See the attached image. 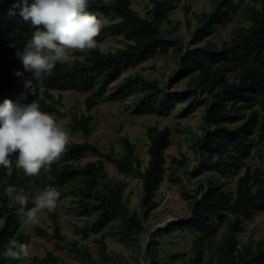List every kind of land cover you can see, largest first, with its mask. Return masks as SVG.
Instances as JSON below:
<instances>
[{
	"label": "trees",
	"instance_id": "16d2710c",
	"mask_svg": "<svg viewBox=\"0 0 264 264\" xmlns=\"http://www.w3.org/2000/svg\"><path fill=\"white\" fill-rule=\"evenodd\" d=\"M14 2L0 0V104L5 99L18 105L36 101L42 111L54 115L62 104L60 99H55L54 92L75 91L91 94L85 101L89 111L104 101H130L134 114L170 116L178 105L188 101L180 114L183 118L194 108L206 105L208 128H204L202 136L193 139L199 163L190 175L197 178L213 173L228 179L243 172L235 191L227 190L215 177L208 178L206 185L202 183L197 196L183 186L184 197L193 205L191 217L151 235L147 248L151 264H159L157 236L189 229L205 239L211 238L229 216L228 233L217 247L216 260L208 264H264V240L250 242L244 251H240L238 240L244 221L253 220L264 212V176L260 169H252L247 164L252 152L264 146V0H253L247 13L250 26L236 30L230 41L222 46L207 41L186 52L183 44L172 37L179 26V22L171 19L177 0H150L153 10L148 18L132 8L131 0H89L88 11L100 13L104 20L110 21L96 38L97 42L122 37L125 46L114 52L95 48L89 50L84 59L57 63L50 76L33 80L31 89L25 87V80L32 79V73L24 71L19 57L35 29L22 19L19 9L15 15H8ZM236 9L235 0H218L212 13L199 16L201 27L194 33V42H202L217 33L220 26L230 24ZM163 25L168 26L164 31ZM170 51L179 54L176 78L191 79L186 92L172 91V83L165 86L140 73L121 80L130 70ZM17 71L24 73L23 76H16ZM92 120L90 114L74 115L72 129L88 137ZM147 135L149 160L146 167L143 168L137 156L136 144L128 137L120 140L122 152L114 158L121 174L138 173L142 179L143 217L129 211L124 199L125 184L104 183L106 167L102 159L81 164L89 154L103 156L94 144H68L59 161L51 165L50 172L42 169L35 177H28L17 169L16 158L11 157V175L0 167V218L4 220L0 228V253L9 240L26 243L27 239L17 213L20 206L4 193L8 185L23 188L26 196L30 184L40 192L51 185L61 193L58 203L71 195L80 215L94 218L89 231L97 234L109 227L115 228L120 241L136 244L145 230L144 219L159 207L156 194L165 181L166 151L172 132L169 127L150 126ZM49 175L54 180L50 181ZM33 205L34 201L28 200L27 208ZM50 214L56 220V209ZM37 231L46 237L65 240L57 224L53 235L42 229ZM50 259L57 261L52 256ZM0 264L22 263L0 254Z\"/></svg>",
	"mask_w": 264,
	"mask_h": 264
},
{
	"label": "rangeland",
	"instance_id": "374dc122",
	"mask_svg": "<svg viewBox=\"0 0 264 264\" xmlns=\"http://www.w3.org/2000/svg\"><path fill=\"white\" fill-rule=\"evenodd\" d=\"M218 0H177V9L171 14L174 22H179L178 30L172 35L173 39L183 44V51L203 46L207 41H212L222 46L230 41L233 33L242 27H249L248 10L253 5V0H235L236 13L233 21L225 26H220L217 33L202 42H194V33L201 26L198 18L204 13H212ZM132 8L142 17L148 18L153 10L150 0H131ZM110 21L105 20V24ZM168 26L163 25L162 31ZM125 46L122 37L111 38L104 42H97L95 48L103 52H114ZM85 52L73 51L70 60L84 59ZM179 54L170 51L166 55H157L139 67L125 73L121 80L137 73L143 74L151 80H158L162 85L172 83V91L186 92L190 78L177 79L179 72ZM90 93L75 91L54 92L55 99L61 100L58 112L53 116L69 133L71 143L89 142L96 145L103 156L87 155L81 164L102 159L106 167L104 183L112 184L121 182L125 184L124 199L129 211H136L144 216L141 201L143 197L142 179L138 173L121 174L114 158L122 152L120 140L128 137L137 146V156L141 159L143 168L146 167L149 155V138L147 128L150 126L171 129V144L166 151L167 165L165 181L156 194L159 207L148 218L144 219L145 230L136 244H127L119 240L115 228H107L101 233L89 231L94 221L93 217L80 215L76 210L74 199L68 195L57 203L56 220L50 212L43 210L38 213V223L25 224L24 215L19 211L20 227L27 234L26 244L30 253L26 259H21L22 264H151L147 248L150 237L156 231L177 226L187 221L192 214L193 205L184 197L183 186L194 196L199 195V187L206 185V180L215 177L224 183L225 188L235 191L237 181L243 172L231 178H222L217 174L207 173L201 177H192L190 174L196 170L199 163L197 152L193 147V139L204 133L208 128L205 122L206 105L196 107L187 116L180 118V114L187 107V102L177 106L170 116L137 115L132 112V103L101 102L89 111L85 101ZM81 114L92 115L91 134L86 137L82 132L72 129L73 116ZM114 155V156H113ZM109 156V158H107ZM113 157V159L111 158ZM184 163V166H181ZM247 164L252 169H260L264 176V146L255 149ZM40 190L32 184L29 185L28 200L34 198ZM2 198L0 196V205ZM221 222L218 233L205 239L203 235L194 233L189 229H178L173 233L156 237V250L159 264H208L216 260V250L228 233V220ZM56 224L60 227L64 241L46 237L37 229H42L49 235L55 233ZM4 220L0 218V228ZM239 249L244 251L250 242L264 240V212H260L253 220L244 221L243 231L238 234ZM50 256L57 259L51 261Z\"/></svg>",
	"mask_w": 264,
	"mask_h": 264
},
{
	"label": "clouds",
	"instance_id": "9594fccd",
	"mask_svg": "<svg viewBox=\"0 0 264 264\" xmlns=\"http://www.w3.org/2000/svg\"><path fill=\"white\" fill-rule=\"evenodd\" d=\"M89 0H15L8 15H19L35 29L20 59L25 72L32 79L25 80V87L32 88L33 80L50 76L57 63L70 60L73 51L85 52L95 49L105 20L102 14L88 11ZM23 76L22 72H15ZM70 141L69 133L56 118L41 110L33 101L27 105L14 104L5 99L0 104V167L11 175L12 160L16 168L28 177L38 176L43 169L50 172L51 165L58 162ZM50 181L54 180L51 175ZM10 201L20 206L25 224L38 223V213L54 212L61 193L48 185L34 198L32 208H27L28 197L23 188L8 185L4 189ZM26 243L9 240L0 253L6 259L17 261L29 257Z\"/></svg>",
	"mask_w": 264,
	"mask_h": 264
}]
</instances>
